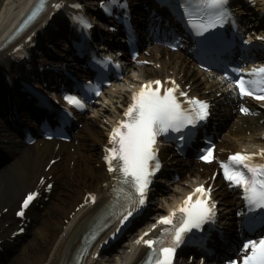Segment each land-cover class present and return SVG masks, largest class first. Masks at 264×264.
Listing matches in <instances>:
<instances>
[{
    "label": "snow or ice",
    "instance_id": "6c2138e0",
    "mask_svg": "<svg viewBox=\"0 0 264 264\" xmlns=\"http://www.w3.org/2000/svg\"><path fill=\"white\" fill-rule=\"evenodd\" d=\"M110 3L120 4V0H110ZM46 5L47 0H38L16 34L36 19L45 10ZM228 5L229 0H184L183 10L187 13V19L195 34L204 38L202 43L212 44L218 39L219 33L215 30L223 28L231 19ZM72 6L80 7L79 4ZM120 6L127 7L126 4ZM61 7V4L53 5L55 9ZM101 7H104L106 12L109 11L104 0H101ZM73 19L83 28L92 27L82 16ZM261 40H264V37H261ZM98 63L107 66L112 61L110 57H105ZM116 67L119 68V65ZM230 71L236 75L230 77L225 72L217 79L225 80L228 89L238 94L241 100L249 97L264 102V67L253 68L250 72L233 67ZM246 76L249 78H245ZM88 87L94 90L97 97L101 96L100 83L94 89L91 84ZM63 98L74 108L85 107L84 102L75 95L66 94ZM208 107L206 101L189 96L186 91L180 89L175 80L171 79L148 80L131 91L130 102L123 112V118L112 128L109 140L111 146L106 148L104 157L107 171L115 174L113 178L116 186L112 189L115 198L106 206L85 241V246L79 253L80 258L88 254L92 241L106 229L110 227L114 229L109 237L111 239L131 226L146 205L150 185L161 167L158 158V138L179 141L178 147L187 144L200 122L208 116ZM240 112L247 114L249 109L241 104ZM213 152L212 146L204 147L197 158L204 163L212 162L215 160ZM258 158L262 162L258 163ZM215 162L223 180L229 182V187L243 190V199L247 202L249 210L260 211L264 215V149L258 153L237 152L229 156L226 162L219 160ZM211 190V185L206 188L203 184H198L179 204L168 211L167 215L160 216L148 231H144L136 238L134 241L136 245L142 244L150 250L147 264H174L177 249L186 242L189 234L193 230H201L206 223L214 222L216 205L210 198ZM37 196V192H29L16 215L23 217L25 210ZM89 202L93 204L96 202V197L91 193L85 199V203ZM157 226H160L159 235L146 239L150 231L157 229ZM107 243V239L102 241V245ZM240 252L242 255L238 259H230L226 264H264V239H249L243 244ZM92 257L98 258V252L92 253Z\"/></svg>",
    "mask_w": 264,
    "mask_h": 264
},
{
    "label": "bare ground",
    "instance_id": "6f19581e",
    "mask_svg": "<svg viewBox=\"0 0 264 264\" xmlns=\"http://www.w3.org/2000/svg\"><path fill=\"white\" fill-rule=\"evenodd\" d=\"M29 1L0 0V39ZM39 25L40 22L30 30L37 29ZM147 51L148 54L146 56L141 55V58L147 60L150 65L139 66L135 76L131 75L129 79H126L125 85L122 80L115 86L117 97L115 99L108 98L109 105L105 108L103 104L98 106L92 116L93 118L89 119L83 130L80 131L81 141L73 147V151L70 152L67 149V152H65L61 147L58 148L56 153L60 155L61 160L56 163L55 168H51L49 171H53L56 180L55 189L48 202L39 212L40 218L37 222L35 220L34 223H31L29 236L22 242L17 243L15 250L17 249L18 254L14 256L10 264H75L73 257L79 247L80 235L87 226H90L89 221L97 204L93 207H83L73 213L75 206L82 201L86 192L96 193L101 204L106 203L110 196V182L100 161L101 148L106 141V131H104L106 125H100L102 130L96 127L100 119L101 121L107 119L109 124L114 122L113 118L118 117L122 112V107L133 87L138 86L141 82L158 77H174L180 82L189 84V89L193 92L201 89L196 88L197 79L189 71L192 64L180 50L175 54L165 52L157 47L147 48ZM3 53H0V55H3ZM246 130L249 131V134H246ZM85 139L90 141L88 146L83 142ZM259 146L264 147V112L247 119L233 116L228 135L224 142L219 145L220 148L232 150L239 148L255 150ZM37 149H43V151L37 158H34L32 156L33 146L31 151L30 146L16 148L11 163L1 169L0 206L7 205L11 208L13 199L15 201L22 190L36 181L37 176L41 173L39 172L40 168L45 164L46 156L51 154L47 152L48 147L46 144H42ZM41 155L42 158L40 159ZM73 159L74 162L71 167L77 169H73L74 171L71 172L67 167ZM59 167L62 170L59 171ZM210 171V168H201L200 171H195L194 165H191L182 173L181 178L188 179L182 184V188L178 192L174 191L175 193L166 195V197L161 196L158 198L159 206L154 205L153 207L156 214L159 216L160 212L171 208L187 191V186L190 187L194 183L200 182L210 174ZM213 185H217L216 179L213 181ZM215 193L224 194L220 188H217ZM152 218L153 216L148 217L149 226L154 223V221H151ZM2 219L3 221L10 220L7 215H4ZM134 247L130 243L127 247L128 251L125 253L124 251L118 252L119 254L116 256L117 258H114L112 264H136L142 252L134 249ZM81 264L97 263L85 257Z\"/></svg>",
    "mask_w": 264,
    "mask_h": 264
}]
</instances>
